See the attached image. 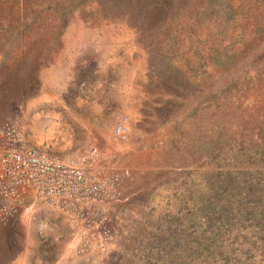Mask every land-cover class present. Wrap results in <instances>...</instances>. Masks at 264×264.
I'll use <instances>...</instances> for the list:
<instances>
[{
	"label": "rangeland",
	"instance_id": "obj_1",
	"mask_svg": "<svg viewBox=\"0 0 264 264\" xmlns=\"http://www.w3.org/2000/svg\"><path fill=\"white\" fill-rule=\"evenodd\" d=\"M7 118L130 175L107 250L83 253L31 193L0 264H264V0H0Z\"/></svg>",
	"mask_w": 264,
	"mask_h": 264
},
{
	"label": "built area",
	"instance_id": "obj_2",
	"mask_svg": "<svg viewBox=\"0 0 264 264\" xmlns=\"http://www.w3.org/2000/svg\"><path fill=\"white\" fill-rule=\"evenodd\" d=\"M131 131L130 119L123 116L114 126V140L127 143ZM129 175L125 167L104 163L97 149L82 162L33 147L19 120L0 119V223L19 218L11 202L32 193L58 212L83 253L105 251L116 238L111 209L125 198Z\"/></svg>",
	"mask_w": 264,
	"mask_h": 264
}]
</instances>
